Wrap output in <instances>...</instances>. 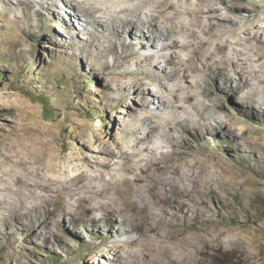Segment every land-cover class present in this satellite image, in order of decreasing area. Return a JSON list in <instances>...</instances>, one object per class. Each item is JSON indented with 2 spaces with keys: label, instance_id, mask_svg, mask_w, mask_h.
I'll return each instance as SVG.
<instances>
[{
  "label": "rangeland",
  "instance_id": "374dc122",
  "mask_svg": "<svg viewBox=\"0 0 264 264\" xmlns=\"http://www.w3.org/2000/svg\"><path fill=\"white\" fill-rule=\"evenodd\" d=\"M36 1L28 8L17 5V0H0V264H118L119 248L114 244L135 234L122 233L123 227L118 224L115 227L120 236L105 243L101 236L81 233L69 223L68 215L61 222L51 219L45 223L44 211L33 210L45 193L35 191L28 202L24 188L16 181L25 173L34 182L41 181L45 174L63 181H70L83 171L95 175L97 162L107 161V156L100 154L106 146L115 150L117 156L126 151L138 152L143 147L157 149L158 156L171 151L169 139L159 133L151 138V143L144 141L149 126H158L174 115L170 106L161 105L160 97L171 85V66L155 53L148 73L158 76V83L144 85L154 95L146 93L143 98L127 93L122 98L121 87H129L131 80L147 70L138 61L149 51H139V41L128 44L124 39L130 32H122L121 39L108 32L115 51L103 56L96 45L105 44V40L97 37L95 43H89L77 26L76 40L90 46L99 65L69 56L70 49L63 43L55 46L42 36L46 33L66 39L68 35L65 26L60 25L65 28L62 31L57 25H50L48 16L55 11L42 9L41 0ZM53 1L44 0V4ZM57 1L69 5L67 0ZM122 1L106 0L105 6L117 8ZM229 1L226 0L228 5ZM83 2L87 6H101L100 0ZM243 4L251 12L231 13L227 6L220 5V17L230 15L239 20L236 26L224 28L229 32L225 39L232 43L234 37L238 39L250 31V44L257 46V40L264 36L263 29L257 27H264V0H244ZM76 12L81 20L78 22L83 23L85 15ZM31 22L40 24V28L29 26ZM89 29L93 32V27ZM133 30L141 31L136 27ZM230 49L241 48L231 44ZM160 54L166 59L171 56L169 51ZM70 57L74 59L73 66ZM186 57L182 55L183 59ZM103 64L110 69L102 72ZM198 79L201 83L202 79ZM186 92L197 93L192 89ZM241 101L238 94L228 93L221 95L219 103L224 110L234 109L235 104L251 109V103ZM204 102L212 104L209 100ZM129 105L137 108L136 113ZM186 106L196 115L205 110L200 104ZM210 112L205 114L203 127L217 124ZM218 115L224 113L218 111ZM182 116L179 114L178 118ZM233 122L230 123L235 139L211 131L199 141L194 135L191 140L194 155L205 159L206 164L202 215L197 221L203 227V264H264V117L260 121L244 118ZM139 141L143 143L139 145ZM112 160L115 162L116 158ZM178 183H183L181 187L190 185ZM7 187L14 189L8 191ZM17 188L22 193H17ZM63 200L69 211L76 205V197L64 196ZM14 201L22 208L20 219L13 216ZM190 220L195 221L193 215Z\"/></svg>",
  "mask_w": 264,
  "mask_h": 264
},
{
  "label": "bare ground",
  "instance_id": "6f19581e",
  "mask_svg": "<svg viewBox=\"0 0 264 264\" xmlns=\"http://www.w3.org/2000/svg\"><path fill=\"white\" fill-rule=\"evenodd\" d=\"M17 1V5L28 8L37 3L36 0ZM105 1L100 0L99 7L87 6L82 0H67L69 5L57 0L50 5L39 1L42 9L55 11L48 16L50 25H57L62 31L65 28L60 25L65 26L68 35L66 39L46 33L42 36L55 46L63 43L70 49L69 56L82 57L96 66L99 65L96 53L89 50V45L76 40L77 26L81 27L87 42L95 43L97 37L105 40V44L97 42L96 45L103 56L115 51L114 40L108 32L118 39L122 32H130L124 40L128 44L139 41V51H149L138 61V64H145L147 70L144 69L141 77L131 80L129 87H121L122 98L127 93L143 98L146 93L154 95L155 92L144 85L157 84L158 76L149 74L148 69L153 66L155 53L160 55V60H166L171 66L168 74L171 85L165 88L168 95H160L161 105L170 106L174 115L158 126H149L144 141L151 143V138L159 133L162 138L169 139L167 145L172 150H163L158 156L157 149L143 147L138 152L126 151L117 156L115 150L106 146L100 154L107 156V161L97 162L95 175L83 171L70 181H63L45 174L41 181L34 182L25 173L16 183L24 188L28 202L35 191L45 193L33 207L35 211H44L45 223L51 219L61 222L64 215H68L69 223L81 233L101 236L105 243L120 236L115 227L118 224L123 227L122 233L135 234L128 240L114 241V246L119 248L118 264H203V227L197 221L202 215V183L205 182L202 177L206 164L205 159L194 155L191 140L195 137L199 141L211 131L235 139L233 120L260 121L264 117V36L257 40V46L250 44V31L238 39L234 37L232 43L225 39L229 32L224 28L236 26L239 20L230 15L220 17V5L227 6L231 13L251 12L243 4L244 0H230V5L226 0H123L117 8L108 7V4L106 7ZM76 11L86 17L81 24ZM29 26L40 28V24L32 22ZM135 27L141 31L134 32ZM257 27L264 31V27ZM252 39L256 40V36ZM231 44L241 49L230 51ZM163 51L171 52V56L166 59L160 54ZM183 54L187 55L185 59ZM73 57L69 58L71 65ZM109 69L108 64L100 66L102 72ZM186 89L197 93L188 94ZM228 93L238 94L241 104L251 103V109L235 104L234 109L224 110L219 100L221 95ZM206 100L212 104L206 105ZM187 104L204 105L205 110L196 115ZM129 108L136 113L135 106L129 105ZM218 111L224 116L218 115ZM208 112L217 124L203 127L202 121ZM179 114L183 116L178 118ZM178 181L190 185L181 187L183 183L180 186ZM17 193L22 190L17 188ZM64 196L76 197V205L70 211L64 207ZM13 207V216L20 219L21 206L14 201ZM191 215L194 222L190 220Z\"/></svg>",
  "mask_w": 264,
  "mask_h": 264
}]
</instances>
